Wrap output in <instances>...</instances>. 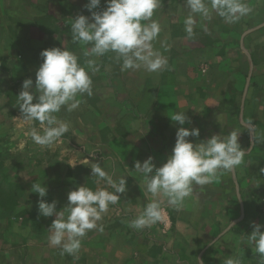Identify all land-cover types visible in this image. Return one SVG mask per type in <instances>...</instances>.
Here are the masks:
<instances>
[{
  "label": "crops",
  "instance_id": "1",
  "mask_svg": "<svg viewBox=\"0 0 264 264\" xmlns=\"http://www.w3.org/2000/svg\"><path fill=\"white\" fill-rule=\"evenodd\" d=\"M244 2L252 12L236 23H227L214 10L207 18L195 15L194 35L189 38L186 0H161L152 18L161 26L153 46L167 66L148 72L143 67L122 71L114 53L86 56L91 45L72 41V18L89 13L88 0H0V112L7 111L0 124L8 122L11 127L21 120L19 87L28 78L35 86L42 50H75L86 68L87 61L95 59L99 70L91 75L98 100L90 103L84 100L86 94L78 97L81 103L73 123L66 108L58 113V120L70 122L73 128L77 125V132L89 124L92 137L101 136L100 130L107 127V139H99L107 141L111 150L108 156L113 163L106 172L127 182L126 193L119 194V202L110 205L98 222L102 231L90 230L74 255L62 252L60 246L50 248L49 226L55 217L40 216L38 202L28 214L21 208L0 214V264H224L233 257L242 264H260V254L246 240L253 222L264 224V0ZM106 6L101 0L94 11ZM96 78L106 85H95ZM98 102L106 108L105 120L98 119ZM176 112L190 118L184 127L200 130L198 138H188L192 142L225 137L235 130L246 155L234 171H221L210 184L194 185L189 197L171 206L166 197L147 192L134 165L149 156L157 167L166 162L180 127L170 119ZM85 114L97 118L85 123ZM78 178L66 177L60 183L58 210L77 187L105 186L96 183L97 177L91 183ZM44 199L55 201L49 192ZM154 199L159 200L163 219L142 230L130 227Z\"/></svg>",
  "mask_w": 264,
  "mask_h": 264
},
{
  "label": "clouds",
  "instance_id": "2",
  "mask_svg": "<svg viewBox=\"0 0 264 264\" xmlns=\"http://www.w3.org/2000/svg\"><path fill=\"white\" fill-rule=\"evenodd\" d=\"M105 3V9L94 11L99 8L101 0H88L85 8L91 15L81 14L72 18V41L91 45L90 50L85 52L86 56L102 57L114 53L115 60L121 63L122 71L142 67L148 72L164 70L167 60L153 46L161 26L152 18L161 0H105ZM186 3L190 9L185 19V31L189 38L194 35V16L197 14L207 18L214 10L231 24L252 12L244 0H186ZM40 56L43 59L35 74V86L31 78L25 79L17 95L22 113L19 127L38 121L43 133L30 128V138L36 145L51 148L69 130L68 125L59 121L56 114L62 108L67 111L77 109L81 103L78 97L93 95L91 73L99 68L95 59L87 61V68L82 66L79 57L64 47L42 50ZM170 119L180 127L166 162L157 167L153 157L149 156L142 163L136 161L134 169L143 177L148 193L153 197H166L169 205L177 206L192 194L194 185L210 184L221 171H234L243 163L246 152L239 143L240 133L235 130L225 137L213 135L194 143L188 138H198L200 130L183 126L186 122L190 123L185 112H176ZM88 161L85 158L84 163L80 164L85 165ZM90 167L92 175L98 178L96 183L99 185L102 181L105 186L95 190L85 185L77 187L68 193V203L63 210H57L56 201L47 202L44 199L48 194L46 186L33 183L31 189L40 198L39 215L55 217L49 226V243L62 247V252L70 255L80 250L81 240L90 230L102 231L98 222L110 205L119 202V194L127 191L125 177L113 179L99 163H93ZM162 219L163 210L159 200L154 199L141 215L130 222V227L142 230ZM231 227L229 224L228 228ZM251 228L246 243L254 253L260 254V264H264V224L253 222ZM200 264L203 262L200 261ZM224 264L242 262L239 257H233Z\"/></svg>",
  "mask_w": 264,
  "mask_h": 264
},
{
  "label": "rangeland",
  "instance_id": "3",
  "mask_svg": "<svg viewBox=\"0 0 264 264\" xmlns=\"http://www.w3.org/2000/svg\"><path fill=\"white\" fill-rule=\"evenodd\" d=\"M84 13L85 12H83L82 15H91L90 13ZM71 51L77 55L75 50ZM94 83L95 85H106V81L100 78H96ZM115 83L119 84L118 81ZM19 89L21 92L22 84ZM101 89V92H103L101 94L104 96L106 90L103 87H101ZM96 96L97 95L94 93L92 96L85 95L84 100L94 103L98 100ZM104 97L107 96L105 95ZM2 101L3 100H0V105ZM96 104L100 109V117L98 119L105 120L107 118L105 115L106 108H104L100 102ZM75 113L76 110L70 111L69 113V120L72 123ZM6 115L7 111L5 113L0 112V121L5 118ZM56 116L58 119V113ZM94 118L97 117H95V115L85 114L83 121H86L85 123H92ZM70 122L68 124V132L51 148L36 145L30 138V128H36L41 134L43 133V127L38 121H35L36 125L33 121L23 127H19L21 120H18V122L11 127H7L8 122H5L4 125L0 124V177L1 175H6L9 180H17L23 187L22 194L17 196V206L19 209H22L23 213H31L35 205H37L36 202L40 199L38 194L31 190L33 183H40L46 186L49 194L51 193L56 201L62 193L60 183L63 182L66 177L72 179L76 178L78 175V180L80 179L81 181L91 183L95 178L92 175L90 167L93 163H99L105 171L112 165L113 161L108 156L109 151H111L108 148V142L105 140L99 141L100 138L107 139V127L100 130L102 137L99 133H96V135L92 137L90 135L89 124H84L85 127L80 126L81 132H77L75 129L77 125L73 128L70 126ZM117 128L122 130L123 126L118 123ZM75 132L79 133V135ZM9 135L11 136V140L9 139ZM6 139H8V141H6ZM21 144H23L22 148ZM85 158L89 160L88 163L85 165L80 164L84 163ZM72 164H75V166ZM65 171L67 174L62 173ZM59 208L60 205L57 203V210ZM11 212L12 211L8 208L0 207V214ZM19 224L21 223H15V225ZM29 226L31 225L27 223L26 227L29 228ZM18 227L20 229H25V227L21 225ZM51 247L54 248V246L50 245V248Z\"/></svg>",
  "mask_w": 264,
  "mask_h": 264
},
{
  "label": "trees",
  "instance_id": "4",
  "mask_svg": "<svg viewBox=\"0 0 264 264\" xmlns=\"http://www.w3.org/2000/svg\"><path fill=\"white\" fill-rule=\"evenodd\" d=\"M23 187L17 180H9L6 175L0 177V207L11 211L17 210V196L21 195Z\"/></svg>",
  "mask_w": 264,
  "mask_h": 264
}]
</instances>
